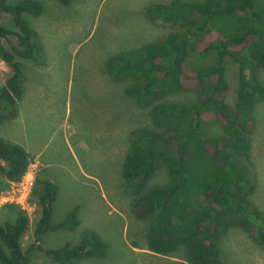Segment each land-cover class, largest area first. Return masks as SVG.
<instances>
[{
    "label": "trees",
    "instance_id": "obj_1",
    "mask_svg": "<svg viewBox=\"0 0 264 264\" xmlns=\"http://www.w3.org/2000/svg\"><path fill=\"white\" fill-rule=\"evenodd\" d=\"M69 5L72 0H55ZM144 14L151 22L173 28L155 42L108 57L106 70L114 81L130 79L126 96L147 112L150 126L131 132L121 170L122 188L129 210L138 220H149L147 249L155 255L178 256L186 264H222L219 241L231 227L251 235L264 246V211L252 204L255 182L251 176V142L255 108L264 101V6L259 0H170L149 4ZM43 4L0 0L2 15L11 17L14 29L0 23V61L9 74L0 86V124L18 115L24 97L23 61L43 66L44 49L24 15L40 17ZM231 19L235 28H220ZM211 56L212 63L193 67L190 55ZM237 68L234 108L226 103L229 86L226 61ZM184 92L198 95L191 103L167 101ZM219 127V133H212ZM214 125V126H213ZM30 165L21 146L0 136V174L9 184L18 183ZM164 169L168 182L149 186ZM58 186L36 178L31 192L38 216L32 243L23 238L30 218L15 210L14 222L0 226V264H30L33 252L54 264H77L88 258H103L108 245L101 236L86 230L77 245L68 243L44 249L42 238L52 232H72L80 226L79 206L58 224L52 209Z\"/></svg>",
    "mask_w": 264,
    "mask_h": 264
},
{
    "label": "rangeland",
    "instance_id": "obj_2",
    "mask_svg": "<svg viewBox=\"0 0 264 264\" xmlns=\"http://www.w3.org/2000/svg\"><path fill=\"white\" fill-rule=\"evenodd\" d=\"M18 1L6 0L8 4ZM38 1L44 6V14L37 18L24 15V19L40 38L45 64L35 66L23 61L25 102L18 105L15 119L0 124V134L18 141L23 124L24 133L26 126L37 131L39 149L30 148L29 139L24 144L30 152L26 176L49 180L58 186L53 224L61 222L75 206L80 207L81 222L72 232L46 234L41 246L56 249L66 243L77 245L84 231L93 230L107 243L108 253L103 258L83 259L77 264H186L177 255L164 257L150 252L145 240L150 221L136 219L129 210L121 180L123 160L131 132L151 124L147 112L124 92L132 81H114L106 70L111 55L155 42L173 30L160 21H149L143 10L146 5L166 4L170 0H72L66 6L55 0ZM259 3L264 6V0ZM0 23L14 29L7 14L2 15ZM235 25L228 19L220 28L230 31ZM211 63V56L193 54L188 58L193 67ZM8 74V67L0 61V86ZM259 74L264 83V69ZM225 75L229 86L226 103L234 108L238 72L229 60ZM197 97L196 93L184 92L166 100L191 103ZM255 119L250 157L256 188L251 202L264 211V101L256 106ZM210 129L219 133L217 125ZM167 182L166 171L161 169L149 186H163ZM9 189L10 184L0 174V196ZM27 214L30 229L22 240L24 248L33 240L36 207L32 206ZM15 217L13 208L0 206V226L14 222ZM218 246L222 264H264V246L237 227H231ZM30 264L54 263L33 252Z\"/></svg>",
    "mask_w": 264,
    "mask_h": 264
},
{
    "label": "built area",
    "instance_id": "obj_3",
    "mask_svg": "<svg viewBox=\"0 0 264 264\" xmlns=\"http://www.w3.org/2000/svg\"><path fill=\"white\" fill-rule=\"evenodd\" d=\"M34 184L35 179L27 178L25 174L18 183L10 184V189L0 196V206H14L27 213L32 206L35 207L31 203V192Z\"/></svg>",
    "mask_w": 264,
    "mask_h": 264
},
{
    "label": "crops",
    "instance_id": "obj_4",
    "mask_svg": "<svg viewBox=\"0 0 264 264\" xmlns=\"http://www.w3.org/2000/svg\"><path fill=\"white\" fill-rule=\"evenodd\" d=\"M24 102H25V99L23 98V100L21 101V103L19 105L23 104ZM24 109H25V107H24ZM25 124L26 125H33V123H27V122ZM25 128H26V130H25L26 133H24V124H23V126H22L23 134H22V136L19 137L18 141H13L12 139L8 140L6 138H4V139L9 141V142H12V143H15V144L21 146L30 155L29 146H27V145L25 146L24 144H26V141L29 139L30 140V144H31L30 148L33 147V148H35V150L39 149V148H37V142H36V140H37V138H36L37 137V131L35 132L33 128L29 129L28 126H26ZM0 136L3 138V136L1 134H0Z\"/></svg>",
    "mask_w": 264,
    "mask_h": 264
}]
</instances>
